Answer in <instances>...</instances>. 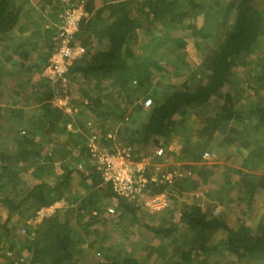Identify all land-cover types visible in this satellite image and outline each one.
Wrapping results in <instances>:
<instances>
[{"label": "trees", "instance_id": "obj_1", "mask_svg": "<svg viewBox=\"0 0 264 264\" xmlns=\"http://www.w3.org/2000/svg\"><path fill=\"white\" fill-rule=\"evenodd\" d=\"M45 6L55 24L46 32L48 53H39L35 65L47 63L65 7L61 0H45L43 10ZM83 7L89 17L80 21L72 44L83 46L84 52L71 60L66 85L60 80L46 84L41 93L47 104L42 112L28 115L27 124H23L21 107L0 106V138L10 137L14 148L9 152L0 144V206L7 210L6 218H0V256L6 264L21 259L29 264H218L225 256L231 264H264V224L253 228L240 221L230 226L213 214L212 205L202 207L197 201L183 203L179 221H173L171 209L149 213L139 203L117 196L102 182L92 162L88 175L104 197L117 199L114 213L98 204L94 191L80 201L78 221L89 217L79 226L81 233L67 228V221L57 214L28 227L33 230L31 236L19 232L14 215L27 219L38 208L52 204L71 175L81 172L76 157L75 170L67 168L54 183L42 178L57 152L43 151L41 146L49 142L57 121L61 130L67 122L60 116L56 120V112H47L59 92L68 94L79 107L84 102L75 92L86 95L84 108L96 111L99 123L120 121L116 139L126 141L133 160L149 156L158 144H168L163 136L168 126L173 130L191 114L197 122L183 136L186 151L201 155L216 141L226 146L243 142L248 154L242 168L264 166V0H83ZM23 14L26 25L41 26L43 20L19 1L0 0V64L28 59L34 50L35 46L28 49L29 38L14 36ZM179 29L193 36L202 55L197 65L186 60L184 39L173 35ZM3 68L0 65V85ZM178 76L183 79L174 83L172 78ZM104 93L118 113L100 98ZM145 98L152 100L145 122L129 127L132 106L143 104ZM105 139L103 145L112 151V139ZM190 179L176 178L171 185L149 183L146 193L173 192L175 199L181 191L192 189ZM100 219L98 224L108 225L103 231L93 226ZM100 233L115 234L121 241L101 240L89 254ZM134 234L141 238L139 243L131 238Z\"/></svg>", "mask_w": 264, "mask_h": 264}, {"label": "crops", "instance_id": "obj_2", "mask_svg": "<svg viewBox=\"0 0 264 264\" xmlns=\"http://www.w3.org/2000/svg\"><path fill=\"white\" fill-rule=\"evenodd\" d=\"M17 1H19V4H21L24 9L43 21L40 27L34 28L30 25H26L27 22L24 21V14L20 17L21 21L15 29L14 36L15 38H29L28 49H31L33 46L35 47H33L34 50L29 54L28 59L21 60L17 58L16 60V58H14L9 62L4 60L1 61L3 64L0 65H3L4 70L1 76L0 106L21 107L25 115L23 124H27L28 115H32L39 111L42 112V106L47 104L41 92H43L46 84L51 85L52 81L43 73L46 63L43 65H35L34 61L39 53H48L49 43L47 38L48 34L46 32L51 31V26L54 25L55 22L54 19L52 20L47 10L48 7L46 8L45 6L46 10H43V7H41L45 3V0ZM30 35L31 37H29ZM32 64L34 66H32ZM59 95L67 96L69 99L68 94L66 95L63 92H59ZM103 95L101 94L100 98L102 100L104 99L103 101L106 103L109 102V110H116L115 112L118 113L116 107H113L114 102L110 99L111 97L106 93ZM75 96L84 103L79 107L77 102L75 103L69 100L77 106V112L73 114L64 112L55 104L53 99L50 101L51 108L48 109L47 112L51 115L56 112L58 116L56 120L59 119V116L67 118V122H70L72 127L67 128L65 124L64 130H61L62 126L59 124L60 122L57 121V126L48 135L50 139L48 140L49 142L44 143L41 147L43 151L50 153L52 151L57 152L51 159L52 166L43 171L42 178L47 182L54 183L58 178L64 176L67 168H73L75 170L77 162H81L80 164L83 165V167H79L80 164L78 165V169H80L81 172L75 171L71 175L60 197L54 201H60L55 214H57L59 218L67 221V228L77 230L80 228L79 226L82 225V222H87L89 218L88 215H86L83 219L78 221L80 201L86 195H89V193L97 191V195H99V200H97V202L101 207H105L106 210L108 207H113L115 209L117 206V199L114 197H104L102 192L98 189L99 186H94L92 177L88 175L91 166V160L85 151L86 135L90 130L88 124H91V128L100 134L102 143L106 140L105 137L107 139H112L110 150L115 151L119 147H126L128 145L124 139H116V134L121 125L120 121H108V119H106V122L102 121V123H99L96 119L97 112L84 108L85 101L88 100L87 96L78 91L75 92ZM10 100L15 103H13V105L9 104ZM55 109L56 111H54ZM148 109L149 107H144L141 101L132 106V114L127 123L129 127L137 128L144 123L147 118ZM109 110L106 113H109ZM5 112L6 116H9V111H7V109H5ZM6 119H8V117H6ZM196 122V116L189 114L184 117L182 123L173 130V127L168 126V130L164 132L163 136L168 139L169 143L166 145L158 144V147L150 149L152 152L150 156H153L155 149L163 148L164 155L168 158L167 165L164 162L163 166L167 169L178 168L185 170L188 174L184 178L186 179V177L190 176V181L193 183V187L190 191L183 190L176 194L175 199H172V197L170 198L166 210L168 211L171 209L170 211L173 212V221H179L183 203L197 201L202 207L212 205L213 214L223 217L230 226H236L239 222L238 218L243 221V217L244 220L255 219V217L261 219L259 223L255 222V226L264 224V166L261 165L250 169L242 168L241 164L243 159L248 154L246 147H243L246 146V143L243 142L226 146L216 141L212 144V148L205 149L201 152L202 154L204 151L215 153V158L210 161L204 160L202 154H193L189 148L186 151V142L183 136L187 135L189 130L196 125ZM228 129L229 128L225 130L226 134L229 133ZM5 130H8V127H6ZM48 138L46 136L45 139ZM4 140L8 147L13 148L12 139L10 137L6 136ZM76 157H79L77 162L75 160ZM161 159L162 157L153 156L152 162L159 164L162 162ZM83 171L87 172V174L82 173ZM6 215L7 210L3 206H0L1 220H4ZM28 218L26 219L14 215L12 220L16 223H20V228H33L32 225L27 223ZM235 220L238 222L235 223ZM101 221V219L95 221L96 223H94L93 226H99L103 231L108 228V225H106V223L98 224ZM246 224L251 225L254 223L246 221ZM78 232L81 233V229H79ZM111 234L112 233H109L105 236L100 233L94 246L88 250L89 254L95 251V247L100 244L101 240L112 238ZM223 258H227L228 264H231L229 262V256ZM0 264H6L5 257L0 256Z\"/></svg>", "mask_w": 264, "mask_h": 264}, {"label": "built area", "instance_id": "obj_3", "mask_svg": "<svg viewBox=\"0 0 264 264\" xmlns=\"http://www.w3.org/2000/svg\"><path fill=\"white\" fill-rule=\"evenodd\" d=\"M64 9L59 14L57 31L53 37V48L44 68V75L52 82L60 80L62 85H66V72L71 60L84 52L81 45L72 44L74 34L79 28L80 21L89 17L84 10L83 0H61ZM53 101L64 112L73 114L77 112V106L71 104L67 96L59 94L54 96ZM152 104L151 98L143 100V106L149 107ZM86 136V149L92 162V166L101 176L104 184H109L113 192L129 201L139 203L140 206L149 213L164 211L170 202L171 195L167 191L158 194L146 193L149 183L171 185L176 178H184L188 173L185 170L173 168L164 169V162L167 165L168 158L164 155L163 148H157L153 156L162 157L161 163L152 162L153 156H145L140 160H133L129 146L119 147L115 151H109L103 145L100 134L91 128ZM67 128H71L70 122L66 123ZM202 158L206 161L213 160L215 153L204 151ZM81 167V166H79ZM60 201L38 208L35 213L28 218L27 223L35 227L43 219L53 216ZM113 207H108V213H114ZM22 235L31 236L33 230L20 228ZM15 264H29L21 259Z\"/></svg>", "mask_w": 264, "mask_h": 264}, {"label": "rangeland", "instance_id": "obj_4", "mask_svg": "<svg viewBox=\"0 0 264 264\" xmlns=\"http://www.w3.org/2000/svg\"><path fill=\"white\" fill-rule=\"evenodd\" d=\"M191 21L194 22L195 20L192 19ZM195 22L197 24L200 23V21H195ZM173 35L174 36H178V37H182L184 39V41H185V54H186L185 56H186V60L188 61V63H190L191 66H194L197 63H199L201 58H202V56H201V53L197 50V48L194 45V39H193V36L190 34V31H183V30L179 29V30H176L173 33ZM262 50H263L262 52H263V56H264V47H263ZM161 63H163V62L161 61ZM154 77H155V80H157L158 76L154 75ZM182 79H183L182 76H178V77H173L172 81L174 83L175 82L179 83V82H181ZM0 144L2 146H4L5 147L4 149H6L7 151H12V149H14V148L8 147L6 142H5V140L1 141V138H0ZM238 220H239V222L241 221V219H239V218H238ZM242 220L245 221V222L246 221L247 222L251 221L254 224H251L250 226L254 228L255 222L259 223L261 219H258V218L255 217V219H247V220L245 219L244 220V217H243ZM234 222L236 223L238 221L235 220ZM111 235H112V239H116V242H120L121 241V238H118L117 235H115V234H111ZM146 236L150 237L151 233H148ZM131 238L137 239L138 243H139V239H141L140 237H138L137 234L131 235ZM120 245L123 246L124 244L121 242ZM136 246H137L136 244L133 246L134 250L137 249ZM130 248H131V246L127 245V249L129 250ZM96 255H98V254H96ZM227 263H228V259L227 258H220L219 262H218V264H227Z\"/></svg>", "mask_w": 264, "mask_h": 264}]
</instances>
